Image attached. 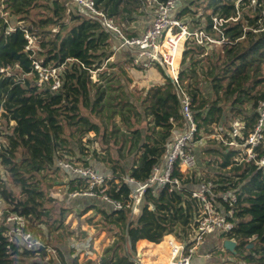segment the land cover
Listing matches in <instances>:
<instances>
[{
  "label": "trees",
  "instance_id": "trees-1",
  "mask_svg": "<svg viewBox=\"0 0 264 264\" xmlns=\"http://www.w3.org/2000/svg\"><path fill=\"white\" fill-rule=\"evenodd\" d=\"M94 1L123 29L129 15L134 17L139 8L148 5L146 0ZM202 1L177 0L171 13L191 32L205 35L201 43L194 37L187 38L177 79L194 98V116L202 133L211 134L214 129L226 134L229 122L237 115L243 116L250 128L256 106L264 99V0L254 4L250 0H208L206 5ZM200 6H205L203 19L195 18L192 12ZM1 8L8 11V16L7 22L0 16V68L18 64L13 69L15 77L0 73V197L5 208L24 215L39 232L41 226L50 232L55 220L51 218L53 206L46 204L54 201L52 184L43 189L39 176L60 171L56 160L67 156L90 165L100 175L112 176L106 193L126 204L135 183L122 178L128 175L144 181L152 166L162 161L165 143L173 131L181 127L175 83L157 64L162 83L131 89V80L119 62L108 60L115 53L117 41L98 22L81 15L69 0H0ZM231 13L235 19L230 18ZM8 24L15 25L16 30L7 32ZM25 33L32 38L30 49H26ZM213 42L220 44L206 50L204 43ZM32 60L43 66L65 65L59 74L62 84L58 90L36 85ZM94 73L96 80L92 78ZM89 131L94 134L88 144L97 142L104 154L95 149L90 152L83 144L81 139ZM209 143L217 145L207 147ZM205 144L193 148L198 169L209 167L207 172L217 176L218 192L227 187L236 193L237 200L231 206L222 203L220 197L214 200L219 209H232L234 227L225 234L206 233L191 264H201L206 252L214 257L222 253L226 256L229 252L217 249L225 237L237 243L235 252L229 253L235 261L264 264V174L253 163L233 164V152L222 142L215 139ZM201 151L216 157L219 163L212 166L211 157H203ZM87 154L90 156L85 160ZM62 170L67 173L66 191L61 197L62 218L72 209L78 213L94 210L100 215V231H106L112 239L103 249L99 264H137V241L159 243L168 233L184 240L189 233L192 210L198 204L189 195L199 184L193 172L184 176L180 191L174 188L168 192L165 188L151 196L146 189L139 211L132 214L131 203L112 210L97 195L70 197V191L86 189L87 181ZM87 199L91 202L84 206ZM61 226L59 221L53 228L58 243L45 239L57 252V261L51 258L49 264H77L76 256L68 262L65 259L60 246L66 249L70 245L64 235L69 224L65 230ZM88 239L90 244L93 239ZM45 254L43 249L28 251L6 241L0 218V264H24L29 258L32 260L27 264H46ZM86 263L95 264L91 258Z\"/></svg>",
  "mask_w": 264,
  "mask_h": 264
},
{
  "label": "built area",
  "instance_id": "built-area-1",
  "mask_svg": "<svg viewBox=\"0 0 264 264\" xmlns=\"http://www.w3.org/2000/svg\"><path fill=\"white\" fill-rule=\"evenodd\" d=\"M146 1L153 6L151 22L139 34L135 35L126 34L123 27L103 8H99L94 0L69 1L77 6L81 15L83 14L98 22L103 30L117 41L115 53L119 52L120 54L118 59L120 67L128 69L132 65L140 70H147L157 66V64L163 66L165 73L175 83L176 93L180 100L181 127L179 130H174L169 141L165 143L162 161L152 166L150 174L144 181L128 175L122 178L135 183V188L128 195L126 204L106 193L108 181L112 180V176L109 174L103 176L98 174L90 165H77L62 158L57 159L56 165L58 167L69 170L87 181L86 189L69 192L70 197L97 195L105 202L107 201L112 210L125 208L131 203V211H138L141 195L146 189H150L151 196H155L161 189L165 188L168 192L174 188L179 191L182 190L181 182L184 180V176L191 172L195 173L198 169V160L193 148L201 145L205 141V136L220 140L224 146L230 149L233 152V164L239 165L244 161L253 163L256 169L264 174V99H261L256 106L255 119L250 128L247 127L245 118L237 115L229 122L230 125L226 134L202 133L194 116V98L180 86L179 79H177L178 65L174 71L171 69L174 67L172 59L174 54L178 53V58L181 57L187 38L194 37L198 43H201L205 35L202 31L191 32L187 24L171 14L176 9L177 0ZM250 1L252 4L257 2V0ZM0 16L4 22H7L8 11L1 8ZM232 16L230 15V18L235 19L234 14ZM15 30V25L8 24L6 27L7 32ZM25 37L28 41L26 49H30L32 38L27 33H25ZM164 43L168 44L166 53L160 51ZM108 60H115L114 55L109 56ZM31 63H33L32 69L35 72V82L39 88L44 87V85H47L51 90L60 88L62 82L59 74L64 70L65 65L43 66L35 60H32ZM17 67L18 64H7L0 68V73L3 76L15 77L16 74L13 69ZM25 74L28 75V73ZM94 74H92V78ZM18 79L22 80L23 76L18 75ZM2 134L0 131V141ZM85 160H87L86 157ZM215 180L210 175H204L203 178H199L197 188L189 191L190 197L196 200L198 204L192 210L194 218L190 223L189 233L185 239L175 237L170 233L163 236L161 241L165 240L166 248H168V264H191L193 254L197 252L198 246L204 241L206 233L220 231L225 234L234 227V221L231 218L232 209L225 210L224 208L221 210L214 200L220 197L222 203L231 206L237 200L236 193L227 187L218 192ZM95 189H98L99 194L95 192ZM0 218L4 226L6 241L15 243L20 249L28 251L43 249L46 252L43 256V262L46 264H49L51 258L57 261L56 249L46 242V238L41 237L38 230L33 228L34 225L24 215L5 208V201L1 197ZM217 249L232 253L227 249L225 250L222 245ZM202 256H204V261L201 264H243L235 261L229 255L214 257L212 252H206ZM135 257L136 263L144 264L142 251H136Z\"/></svg>",
  "mask_w": 264,
  "mask_h": 264
},
{
  "label": "rangeland",
  "instance_id": "rangeland-1",
  "mask_svg": "<svg viewBox=\"0 0 264 264\" xmlns=\"http://www.w3.org/2000/svg\"><path fill=\"white\" fill-rule=\"evenodd\" d=\"M207 1L208 0H203L202 3L204 5H206ZM204 7L205 6H200L197 11L195 9H192V12H194L193 16L195 15V18L201 17L203 19L204 18L203 17ZM152 12H153V6H152V4L148 3V5L143 6L141 9L139 8L138 12L134 15V17H133V15H129L127 18L130 20L129 22H133L135 24V26L138 30L139 29L141 30L143 27H146L151 22L150 20L152 17ZM208 12L210 13L211 10H209ZM232 15L233 14L231 13V16ZM187 18L189 19V16ZM53 31H55V30H53ZM204 44L206 45L205 49L207 50V49L216 48V46L220 43L213 42V44H208V43H204ZM162 47L165 48V46H162ZM166 49L167 48H165L164 51ZM152 68H148L147 70H151ZM150 72L152 75H154V78H151L150 80L146 79L145 77H143V79L141 78V80L138 78H133L136 81L135 84L142 87L143 85L149 86L151 84L158 83L159 80L161 79V77H160V79L158 77V76H160V74L155 69L153 71H150ZM95 75H96V73L93 76L95 77ZM144 75L149 76V72L148 71L144 72ZM132 85H134L133 82H132ZM117 119L118 118L116 117L115 120L118 121ZM228 129H227V131H228ZM93 134H94L93 131H89L85 135V137H83L81 139V140H83L82 141L83 144L88 145L85 147H88L89 149L88 148L87 149L90 152H91V149H95L97 152L104 154L105 152L101 150L98 143L88 144L89 143L88 138L91 137ZM205 137H206L205 138L206 144L209 140H215L214 138H209L207 136H205ZM205 141L202 142L201 145H203V143H205ZM216 141H218V140H216ZM214 144H215V146L217 145L216 143H209V144H207V147L214 146ZM73 146L75 149L74 150L75 153H77L78 148H76V144H73ZM201 155L203 157L204 156L205 157H211L212 166H216V164L219 163V160L216 157L206 155L205 151H201ZM63 160H67L73 164L83 165L82 162L77 161L70 156L65 157V159H63ZM105 160H108L107 156H105ZM206 169L209 170V167L207 168L205 166L204 169H197V171L194 173L195 177L203 178L204 175H210L213 178L217 179V176L213 175L212 173H208L207 171H205ZM1 171L2 170L0 169V172ZM65 173L66 172L65 171L63 172V170L61 169L60 171L54 172V173L51 171H48L47 174H45V176L43 178L41 175L39 176L40 181H41V187L43 189H47L49 187L48 184H52V186L50 187V195L53 196L54 201L51 203H47L46 206H48V207L53 206L52 211H51L52 212L51 218L53 220H55V222H54L55 224L52 225V227H50L52 229H50V232H48V233L46 231H44L45 227L41 226V232L38 231V233L41 235L42 238L48 239V238L52 237L49 240H52L53 242L58 243V239L56 238V233L53 231V228H55V226L59 223V221H62L61 230H65L64 228L69 224V230L66 231V233L64 235L66 236L65 239L67 240L68 243H70V245L67 246L66 249L63 248L64 245L60 246V247H62V249L66 255L65 259H67V262L71 261L72 258L76 256V259L78 260L77 264H87L86 262L88 261L89 258L93 259L95 264H99L100 256L103 253V249L105 247H107L108 244H111V242H112L111 238L107 237L110 234L106 233V231H100L101 229H99V228H101V225H102V223L100 222V219H99L100 215L98 213H95L94 210H91V211L87 210V212H85V213H82V212L78 213L77 211H75V209H72V213H69L68 211L64 212L65 216L62 218V216H61L62 214H60V206L62 205L61 203L64 202V200L61 197L64 195L66 188H64L65 185L63 187L61 185H63V183L67 182V174H65ZM47 194H48V190H47ZM52 196H50V197H52ZM89 202H91V201L89 199H87L84 203V206H87ZM74 226L75 227L77 226V229L75 231H71ZM38 227H40V225ZM83 232H87V233L84 235ZM90 236H92L93 240L89 244L88 238ZM141 247L143 250V257H144L143 263L144 264L146 263L147 257L155 258L153 253L150 252V250L152 248H155L153 244L147 243V245L146 244L143 245L141 242L137 241L135 244L136 251L140 250L139 248H141ZM222 255H225V253H222ZM227 255L232 256L229 253ZM30 260H32V258L26 259L24 261V264L29 263ZM146 264H149V263L147 262Z\"/></svg>",
  "mask_w": 264,
  "mask_h": 264
},
{
  "label": "crops",
  "instance_id": "crops-1",
  "mask_svg": "<svg viewBox=\"0 0 264 264\" xmlns=\"http://www.w3.org/2000/svg\"><path fill=\"white\" fill-rule=\"evenodd\" d=\"M71 3V2H70ZM147 27V26H146ZM146 27H143L141 30L139 29H137L136 28V26H135V24L133 23V22H127V24H126V26H125V29H124V31H126L127 32V34H130V35H135V34H137V33H140L143 29H145ZM139 32H138V31ZM112 38V37H111ZM113 40H114V38H112ZM168 49V48H167ZM165 52V51H164ZM166 53V52H165ZM114 55V59L115 60H117L118 61V59H119V56H120V54H119V52H117V53H115V54H113ZM179 59V61L174 65V67L171 69V71H174L175 70V67H177V65H178V68H179V65H180V58H178ZM119 62V61H118ZM161 67V66H160ZM161 68H163L164 69V67H161ZM156 70L159 74H160V76H158L159 77V79H160V77H161V79L159 80V82L158 83H154V84H159V83H162V81L164 80L163 79V75L161 74V71L159 70V68H158V66H154L151 70H146V69H144V70H138L136 67H134V66H132V65H130L129 66V68L128 69H124L125 71H126V73H127V76L129 77V79L131 80V86H130V88L132 89V88H137V89H143V88H148V87H150L151 85H153V84H151V85H149V86H146V85H143L142 87L141 86H138L137 84H135L136 83V81L133 79V78H138V79H140L141 80V78L143 79V77H145L146 79H148V80H150L151 78H154V75H152L151 74V72L150 71H153V70ZM165 70V69H164ZM149 72V76H145L144 75V72ZM132 82H133V84L134 85H132ZM213 132L214 133H219V134H221V135H223L222 134V132H220V131H215L214 129H213ZM93 136V135H92ZM91 136V137H92ZM91 137H89V138H91ZM215 139V138H214ZM216 140H218V139H216ZM219 142H221L220 140H218ZM94 143H97V142H94ZM93 144V143H92ZM86 146H88V145H86ZM86 152H87V149H86ZM89 154H87V156H86V158L88 159L89 158ZM232 161H233V158H232ZM205 171H207V170H205ZM67 174V173H66ZM70 175V174H69ZM65 185V183H63V185H61L62 187ZM64 188H66V186H64ZM70 192H72V191H70ZM70 196V195H69ZM91 211V210H90ZM138 211H139V209H138ZM138 211H133L132 212V214H136ZM75 227V226H74ZM77 227V226H76ZM87 232H85V234H86ZM108 237V236H107ZM89 238H91L92 239V236H90ZM48 239H51V238H48ZM111 241H112V239H111ZM139 242H141L143 245L144 244H146L147 245V243H150V244H153L154 245V247L155 248H152L151 250H150V252H152L153 253V255H154V257L155 258H149V257H147L146 258V263L148 262L149 264H168V258H169V256H168V253H167V251H168V248H166V245H165V240H163V241H161V242H159V243H154V242H151V241H146V240H139ZM140 250H138V251H142V253H143V250H142V247L141 248H139ZM198 256H200V257H202L201 255L202 254H197ZM144 258V257H143ZM199 258V257H198ZM234 258V257H233ZM145 263V264H146Z\"/></svg>",
  "mask_w": 264,
  "mask_h": 264
},
{
  "label": "water",
  "instance_id": "water-1",
  "mask_svg": "<svg viewBox=\"0 0 264 264\" xmlns=\"http://www.w3.org/2000/svg\"><path fill=\"white\" fill-rule=\"evenodd\" d=\"M237 245L236 241L230 238H225V240H223L222 246L224 247V249L234 253L235 252V246ZM252 245V243H249L247 246L250 247Z\"/></svg>",
  "mask_w": 264,
  "mask_h": 264
},
{
  "label": "bare ground",
  "instance_id": "bare-ground-1",
  "mask_svg": "<svg viewBox=\"0 0 264 264\" xmlns=\"http://www.w3.org/2000/svg\"><path fill=\"white\" fill-rule=\"evenodd\" d=\"M162 46H165V48H167L168 47V44L167 43H164ZM165 48L161 47L160 48V51L164 50ZM172 59H173V65H175L179 61V59H178V53H175L174 54V57Z\"/></svg>",
  "mask_w": 264,
  "mask_h": 264
},
{
  "label": "clouds",
  "instance_id": "clouds-1",
  "mask_svg": "<svg viewBox=\"0 0 264 264\" xmlns=\"http://www.w3.org/2000/svg\"><path fill=\"white\" fill-rule=\"evenodd\" d=\"M70 1V0H69ZM180 59H181V57H180ZM168 76V75H167ZM169 77V76H168ZM94 79H95V77H94ZM223 242V241H222Z\"/></svg>",
  "mask_w": 264,
  "mask_h": 264
}]
</instances>
